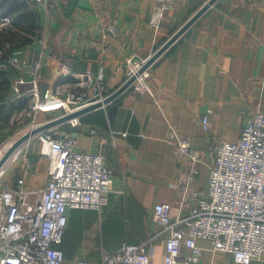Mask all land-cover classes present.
<instances>
[{
  "label": "crops",
  "instance_id": "obj_1",
  "mask_svg": "<svg viewBox=\"0 0 264 264\" xmlns=\"http://www.w3.org/2000/svg\"><path fill=\"white\" fill-rule=\"evenodd\" d=\"M219 2L151 66L152 92H137L130 86L105 106L79 116V125L67 121L51 128L79 132L76 149L101 150L114 175L103 210L70 211L60 244L64 264H73L77 258L94 264L101 260L103 250L115 251L126 241L142 243L161 228L152 222L158 202L175 204L174 216L188 214L187 209L179 210L177 191L169 186L189 166L188 158L178 155L175 142L168 139L170 125L205 154L200 173L189 186L202 193L208 186L213 144L223 139L238 142L244 111L264 106V0ZM154 3L49 0L45 10L30 0H0V14L12 18L11 25L0 31V70L5 72L0 81L6 80L0 86V145L13 134L15 120L27 109L18 111V101L31 100L16 91L22 72L16 66L1 65L6 60L2 53L23 49L27 61L38 67L42 96L67 79L61 75V63L75 71L89 68L102 73L108 86L116 90L128 79L130 57L151 56L199 9L194 0H174V9L157 29L150 23ZM112 23L117 33L103 38V30ZM12 32L25 35L27 41L14 42ZM211 109L214 115L207 130L202 119ZM58 114L48 113L41 121ZM29 140L16 155V173L5 169L3 179L15 183L25 176L28 188L41 190L48 180L49 161L40 153L41 143ZM26 157L33 161L29 168ZM165 243L159 237L149 246V264H165ZM198 244L202 253L197 264H235L232 254L214 250L209 241L200 239ZM250 264H264V255Z\"/></svg>",
  "mask_w": 264,
  "mask_h": 264
},
{
  "label": "built area",
  "instance_id": "obj_2",
  "mask_svg": "<svg viewBox=\"0 0 264 264\" xmlns=\"http://www.w3.org/2000/svg\"><path fill=\"white\" fill-rule=\"evenodd\" d=\"M30 1L40 3L45 10L49 3V0ZM173 2L155 0L151 25L157 29L162 26L168 11L174 9ZM11 22L10 16L0 14V31ZM117 31L113 23L108 24L102 32L103 38ZM39 41L44 44L43 38ZM105 49H110V46ZM23 52L21 49L2 53L6 60L1 65H12L21 70L15 89L30 97L26 111L34 113V117L40 110L58 112L56 117L73 113L90 104L104 102L115 91L108 86L102 73L89 68L75 71L72 66L61 63V75L67 79L57 84L51 93L42 96L38 67L29 63ZM147 60L139 56L127 60L128 78L137 74L131 86L141 93L152 92L151 67L139 72ZM23 84L27 86L23 88ZM213 113L212 109L209 110L202 119L207 130L211 128L210 116ZM69 122L72 126L79 125L80 117H73ZM78 134L64 131L40 133V153L49 161L48 180L41 190L28 188L25 176L15 183L5 180L4 170L0 171V264H64L65 253L60 244L68 227L70 211L76 208L101 211L108 204L114 182L113 169L106 164L101 150H77ZM168 139L175 142L178 155L188 158L187 171L169 184L177 191L179 210L187 209L188 214L180 212L174 216L175 204L158 202L154 206L152 222L161 227L159 231L142 243L126 241L115 251L103 250L101 260L94 264H149L148 248L159 237L166 241L165 264L199 263L202 253L198 244L200 239L209 241L216 251L232 254L235 264H250L261 259L264 255L262 104L254 110L244 111L238 142L223 139L213 144L210 153L214 159L208 186L202 193L189 186L200 173L204 152L192 147L190 140L173 124L170 125ZM25 162L26 168L32 166L33 161L29 157ZM73 264L93 263L77 258Z\"/></svg>",
  "mask_w": 264,
  "mask_h": 264
},
{
  "label": "water",
  "instance_id": "obj_3",
  "mask_svg": "<svg viewBox=\"0 0 264 264\" xmlns=\"http://www.w3.org/2000/svg\"><path fill=\"white\" fill-rule=\"evenodd\" d=\"M218 0H206L202 5L201 8H199L195 13H193L188 19L185 20V22L182 24L181 27H179L172 35L169 36V38L165 41L164 44H162L157 50L153 52L151 56H149L147 61L143 64V66L140 68L139 72L144 71L145 69L151 67L154 62L158 59L160 55H162L176 40L181 37L202 15L207 12L211 6H213ZM138 72V73H139ZM137 78V74L133 75L132 77L128 78L124 83L121 84V86L112 92V94L105 99L104 102H96L93 104H90L87 107L78 109L76 111H73V113H69L66 115L58 116L54 119H51L49 121L41 123L39 126L34 127L33 129L25 132L22 136H20L18 139L13 141L9 146L8 150L4 153V155L0 158V171L4 168L6 165L8 159L12 156V154L22 146V144L31 139L33 136H36L40 134L43 131L49 130L53 127H56L59 124L65 123L73 117L81 116L85 113H88L92 109H96L99 107H102L109 101L113 100L120 94H122V91L127 89L132 85L134 80Z\"/></svg>",
  "mask_w": 264,
  "mask_h": 264
},
{
  "label": "rangeland",
  "instance_id": "obj_4",
  "mask_svg": "<svg viewBox=\"0 0 264 264\" xmlns=\"http://www.w3.org/2000/svg\"><path fill=\"white\" fill-rule=\"evenodd\" d=\"M206 0H194L195 5H197L196 7L201 8V5L205 2ZM219 3H224L226 1H231V0H219ZM262 107L264 108V106L262 105ZM48 113H52L50 111H44V110H40L37 111V114H35L36 117H34V113L30 114L28 112V110L23 111L22 115H19L17 120H15L12 129H13V134L11 136L8 137V139H6V141H4V143H2L0 145V151L3 149L4 146L9 145V143L11 144L13 141H15L16 139H18L20 136H22L25 132L33 129L34 127L39 126L41 123L46 122V121H41V117H44V115H48ZM33 120H36L35 122H33ZM41 121V122H40ZM37 122V123H36ZM61 130V129H59ZM46 131H50L51 133L57 132L54 129H49ZM43 131V132H46ZM42 133V132H41ZM39 135L33 136L32 137V141L35 142V144H37V142H40V138ZM30 141V140H29ZM30 143V142H29ZM26 144H28V141H25L21 147H19L13 154L12 156L8 159L6 165L4 166L3 170H7V171H13L14 173H16V169L18 166L17 160H16V155L19 152L20 149H23L24 146H26Z\"/></svg>",
  "mask_w": 264,
  "mask_h": 264
},
{
  "label": "trees",
  "instance_id": "obj_5",
  "mask_svg": "<svg viewBox=\"0 0 264 264\" xmlns=\"http://www.w3.org/2000/svg\"><path fill=\"white\" fill-rule=\"evenodd\" d=\"M1 37H0V39H1ZM11 38L13 39L14 42H17L18 40L19 41H23V42L27 41V38H25V35H22V34L20 35L19 32H12L11 33ZM0 42H2V40ZM13 68L15 69V67H10V69H13ZM4 74H5V72L3 70H0V76L2 77ZM5 83H6V80L2 79V81H0V86L5 84ZM28 103H29V98L28 97H25L22 100H19L18 103H17L18 111L22 110L23 107L28 108V106H29Z\"/></svg>",
  "mask_w": 264,
  "mask_h": 264
},
{
  "label": "bare ground",
  "instance_id": "obj_6",
  "mask_svg": "<svg viewBox=\"0 0 264 264\" xmlns=\"http://www.w3.org/2000/svg\"><path fill=\"white\" fill-rule=\"evenodd\" d=\"M10 145V143H9ZM9 145H6L3 147V149L0 151V158L4 155V153L8 150V148L10 147Z\"/></svg>",
  "mask_w": 264,
  "mask_h": 264
}]
</instances>
